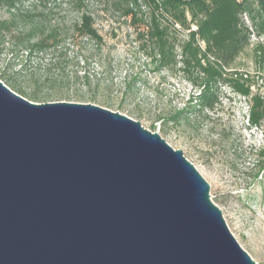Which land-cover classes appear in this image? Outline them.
<instances>
[{
	"label": "water",
	"instance_id": "1",
	"mask_svg": "<svg viewBox=\"0 0 264 264\" xmlns=\"http://www.w3.org/2000/svg\"><path fill=\"white\" fill-rule=\"evenodd\" d=\"M0 264H256L181 151L90 103L0 81Z\"/></svg>",
	"mask_w": 264,
	"mask_h": 264
},
{
	"label": "trees",
	"instance_id": "2",
	"mask_svg": "<svg viewBox=\"0 0 264 264\" xmlns=\"http://www.w3.org/2000/svg\"><path fill=\"white\" fill-rule=\"evenodd\" d=\"M21 1L0 0V9L9 11L0 15V81L6 87L31 102L61 101L74 92L77 102L110 111L113 97L119 101L118 110L133 103L138 78L125 74L123 82L115 81L113 61L90 14L80 11L72 21L42 14L26 19L10 12ZM140 2L150 8L146 35H138L146 59L157 63V70L174 73L181 58L186 74L189 67L203 72V77L188 74L190 85L200 89L197 106L173 111L165 120L197 122L203 111L220 106L221 86L228 83L249 100L247 122L264 134V99L252 93L251 83L234 78L231 68L248 44L243 18L259 35L264 33V0H117L115 4L129 14ZM83 6L84 1L79 10ZM176 26L187 33L178 46ZM8 55L18 62L5 64L2 57Z\"/></svg>",
	"mask_w": 264,
	"mask_h": 264
},
{
	"label": "rangeland",
	"instance_id": "3",
	"mask_svg": "<svg viewBox=\"0 0 264 264\" xmlns=\"http://www.w3.org/2000/svg\"><path fill=\"white\" fill-rule=\"evenodd\" d=\"M116 1L23 0L10 12L26 19L42 14L51 20L71 21L80 11L90 14L94 28L103 37L104 51H109L113 61L115 81L123 82L125 74L138 78L133 103L118 110L119 101L113 97V112L140 123L173 150L182 152L209 185L210 200L220 209L240 247L256 264H264V134L247 122L249 100L227 83L221 86L220 106L203 111L197 122L166 121L165 117L173 111L197 106L200 89L192 87L188 79L203 77V72L189 67V77L183 72L181 58L178 72L157 70V63L146 59L138 37L146 35L149 6L140 2L139 8L133 7L132 13L126 14V8L116 6ZM8 12L0 9V15L6 16ZM243 22L249 32L248 44L237 54L231 68L236 73L234 78L251 83L252 93L264 99V33L259 35L247 17ZM176 30L178 46L186 40L187 33L178 26ZM81 43L86 44L84 39ZM176 52L179 54L178 47ZM2 60L5 64L18 62L11 55ZM204 63L202 68L206 67ZM74 94L69 92L68 98L61 101L34 103H82L72 98Z\"/></svg>",
	"mask_w": 264,
	"mask_h": 264
}]
</instances>
